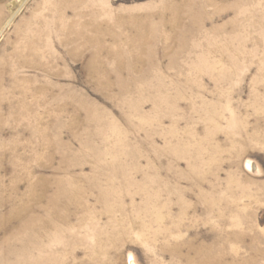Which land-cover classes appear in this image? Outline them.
<instances>
[{
  "label": "rangeland",
  "instance_id": "374dc122",
  "mask_svg": "<svg viewBox=\"0 0 264 264\" xmlns=\"http://www.w3.org/2000/svg\"><path fill=\"white\" fill-rule=\"evenodd\" d=\"M0 264H264V0H0Z\"/></svg>",
  "mask_w": 264,
  "mask_h": 264
},
{
  "label": "bare ground",
  "instance_id": "6f19581e",
  "mask_svg": "<svg viewBox=\"0 0 264 264\" xmlns=\"http://www.w3.org/2000/svg\"><path fill=\"white\" fill-rule=\"evenodd\" d=\"M93 30H94V32H96V33H101V31H100V29H101V27H100V25H97V26H94L93 28H92ZM95 33V34H96ZM144 42V41H143ZM34 42L33 41H31V42H29V44L27 45V46H30V45H32ZM31 47V46H30ZM19 55V54H18ZM62 194L63 193H58L57 194V199H61V198H63V196H62ZM65 194H66V201H67V203L68 202H70L71 201V199H69V197L71 196L70 195V193H69V191H67V192H65ZM52 201V200H51ZM33 218L31 217V216H26L25 217V223H24V227H29V228H32L34 225L32 224L33 223ZM22 226V225H21Z\"/></svg>",
  "mask_w": 264,
  "mask_h": 264
}]
</instances>
